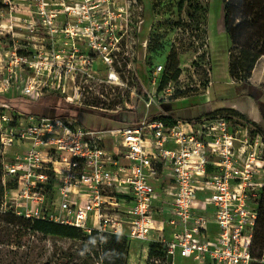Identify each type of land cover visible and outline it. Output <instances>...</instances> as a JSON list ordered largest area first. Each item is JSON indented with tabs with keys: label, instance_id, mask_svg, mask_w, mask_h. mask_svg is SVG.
I'll use <instances>...</instances> for the list:
<instances>
[{
	"label": "built area",
	"instance_id": "1",
	"mask_svg": "<svg viewBox=\"0 0 264 264\" xmlns=\"http://www.w3.org/2000/svg\"><path fill=\"white\" fill-rule=\"evenodd\" d=\"M78 2L27 0L41 39L59 43L53 50L83 43L110 63L122 36L106 35L116 29L111 19L117 16L103 21L100 12L93 19L102 5L87 4L89 13L78 10L85 7ZM16 113L0 115V185L31 201L20 217L125 235L131 243L155 241L169 261L179 256L195 264H252L257 198L264 188L260 140L233 138L224 119L220 132L214 120H175L173 126L143 120L92 131L77 119ZM7 155L14 162L3 159ZM7 178L15 188L7 187ZM45 188L60 199L51 214ZM151 231L158 234L154 240Z\"/></svg>",
	"mask_w": 264,
	"mask_h": 264
},
{
	"label": "rangeland",
	"instance_id": "2",
	"mask_svg": "<svg viewBox=\"0 0 264 264\" xmlns=\"http://www.w3.org/2000/svg\"><path fill=\"white\" fill-rule=\"evenodd\" d=\"M93 1L102 5L93 19L100 12L103 21L117 16L116 22L111 19L116 29L106 35L122 36L110 63L83 43L53 50L59 43L41 39L43 30L35 29L27 0H0V115L18 116L11 99L14 105L37 108L28 115L49 114L46 98L56 92L61 105L77 106L59 108L69 114L62 117L77 119L87 130L132 127L158 114L193 124L214 120L218 125L224 119L233 138L260 140L264 155V134L251 131L236 114L264 128V46L256 43L264 33L259 31L262 21L254 23L249 11L232 20V29L248 22L239 33L240 43L233 44L224 28L227 0H79L85 7L78 10L90 13L87 4ZM164 79L166 84L158 89ZM27 85L32 86L29 92ZM12 158L3 159L14 162ZM44 192L50 195L51 214L60 199L49 188ZM11 193L3 191L0 201V264H99V245L85 230L47 219L29 221L31 230L21 226L20 214L31 209V201L20 192ZM262 243L260 236L254 242L253 264H264ZM148 244L133 242L127 264H149ZM171 264L195 263L176 256Z\"/></svg>",
	"mask_w": 264,
	"mask_h": 264
},
{
	"label": "trees",
	"instance_id": "3",
	"mask_svg": "<svg viewBox=\"0 0 264 264\" xmlns=\"http://www.w3.org/2000/svg\"><path fill=\"white\" fill-rule=\"evenodd\" d=\"M244 11H249L252 15V20H254V23L258 24V22H261L259 31L264 32V0H227L224 6V28L227 36L231 40L233 44H239V33L240 36L242 35L241 32L244 28V25L247 26L248 22L247 20H244L242 23H238L233 29H232V23L234 19H236L238 16H243ZM260 18V19H258ZM256 43H261L262 46H264V33L259 34ZM264 53V51L260 52ZM166 79L160 82L158 89H162L164 85L166 84ZM142 93V91H140ZM48 106V113L46 112H38L36 115L41 116H47V117H62V116H68V112H58L64 111L60 110L62 108L70 107L76 109L77 106H68L64 105L59 102V96L56 92H52L47 98ZM12 101H15L11 99ZM9 100V103L11 107L15 106L18 108L21 113L28 114L29 112L37 111V108L34 110V106H28L20 103H15V105ZM61 105V106H60ZM42 108V107H41ZM60 108V109H59ZM35 113V112H34ZM241 120H244L246 123H249L251 126V131L258 130L260 133L264 134V128H262L258 123L252 121L247 116L243 114L236 113ZM152 120H160L165 126H173L175 124V120H173V117L166 115V114H158ZM1 170V165H0ZM10 187L8 188H15V181L13 183H8ZM7 184V185H8ZM11 184V185H10ZM4 188L0 185V201L3 195ZM257 209H258V216H257V222H256V228L253 236V242H252V258L254 263V242H256L260 236L261 242H264V188L259 193V197L257 198ZM11 214V213H9ZM13 216V214H11ZM24 219V218H23ZM23 223L25 229L31 230L33 229V226L30 225L29 221H23L21 217L19 218ZM31 222V221H30ZM35 221L31 222L33 224ZM58 224V223H57ZM61 225V224H59ZM65 226V225H63ZM71 227V226H68ZM258 227H260V230H257ZM73 228V227H72ZM77 231H81V229L74 228ZM88 238H93L94 241L99 245V258L100 262L99 264H127V256L128 252L130 250L131 241L127 238L125 235H117V234H111V233H99L95 230H92L90 234L87 235ZM148 244V263L149 264H171L173 261H169L166 257L164 252L162 251L161 246L155 242H149ZM264 244V243H262ZM153 258H158L159 263H155L151 261ZM90 259V255L86 256L85 261ZM184 259V258H182ZM188 261H191L189 259H186Z\"/></svg>",
	"mask_w": 264,
	"mask_h": 264
},
{
	"label": "crops",
	"instance_id": "4",
	"mask_svg": "<svg viewBox=\"0 0 264 264\" xmlns=\"http://www.w3.org/2000/svg\"><path fill=\"white\" fill-rule=\"evenodd\" d=\"M251 99V98H250ZM255 105H256V103H255ZM258 108V107H257ZM244 115V114H243ZM169 116H171V115H169ZM172 117V116H171ZM258 123H260V122H258ZM164 217H166V216H164ZM157 233L156 232H150V234H149V239H151V240H154V239H156L154 236H156L157 237ZM137 243H144V242H137Z\"/></svg>",
	"mask_w": 264,
	"mask_h": 264
},
{
	"label": "water",
	"instance_id": "5",
	"mask_svg": "<svg viewBox=\"0 0 264 264\" xmlns=\"http://www.w3.org/2000/svg\"><path fill=\"white\" fill-rule=\"evenodd\" d=\"M170 261H171V258H170Z\"/></svg>",
	"mask_w": 264,
	"mask_h": 264
}]
</instances>
